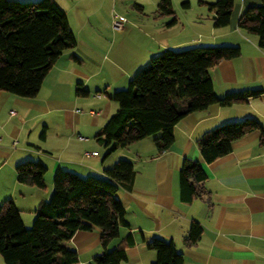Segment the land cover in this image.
<instances>
[{
  "label": "crops",
  "instance_id": "obj_1",
  "mask_svg": "<svg viewBox=\"0 0 264 264\" xmlns=\"http://www.w3.org/2000/svg\"><path fill=\"white\" fill-rule=\"evenodd\" d=\"M160 1L88 0L86 6L73 1L79 11L67 15L77 44L57 58L39 93L24 98L0 90V202L12 198L31 226L39 202L52 195L58 169L103 176L106 167L130 158L135 178L117 192L129 226H122L108 245L126 247L127 259L120 264H151L156 251L147 243L155 236L172 239L183 253V264H264L262 131L235 139L229 153L210 163L198 146L206 131L228 121L254 117L264 127V50L256 35L238 26L241 12L261 0H235L231 22L223 27L214 25L215 11L208 6L216 0H171V14L160 11ZM115 12L128 19L121 29L113 27ZM199 44L241 47L239 56L210 69L217 95L251 88H262V95L189 112L175 125L173 144L161 153L148 136L107 155L96 136L118 108L114 91L126 87L163 49ZM79 87L87 93H77ZM185 158L198 161L207 173L200 183L202 194L190 202L180 197L179 170ZM27 159L47 166L44 188L17 180L16 165ZM193 221L201 224L202 235L187 244ZM128 234L133 245L126 243ZM68 243L79 254L76 264H91L103 251L98 227L78 230Z\"/></svg>",
  "mask_w": 264,
  "mask_h": 264
},
{
  "label": "trees",
  "instance_id": "obj_2",
  "mask_svg": "<svg viewBox=\"0 0 264 264\" xmlns=\"http://www.w3.org/2000/svg\"><path fill=\"white\" fill-rule=\"evenodd\" d=\"M235 0H216L208 6L215 11L214 25L231 22ZM188 3L185 2V5ZM162 13H173L171 0H161ZM238 26L258 37L264 50V0L247 6ZM77 39L66 10L57 0H0V90L15 95L35 97L57 58L75 47ZM241 54L237 44L193 45L165 48L138 70L128 85L117 89L112 98L118 108L97 133L106 154L133 142L153 136L157 152L168 149L175 139V125L186 114L211 104L229 106L262 95V88L216 94L210 69L223 59ZM86 94L87 89L77 88ZM264 127L254 117L225 122L206 131L198 146L208 163L229 153L235 139ZM44 136V131H43ZM47 166L40 160L27 159L16 165L17 180L44 188ZM136 170L134 161L122 157L104 169V175H79L58 169L53 177V192L36 208L31 226L24 223L12 198L0 202V253L6 264H76L77 250L68 241L78 230L100 229L103 251L91 264H120L127 259L126 247L108 248L119 237L121 227L129 226L123 201L117 196L121 187H129ZM207 178L203 166L185 158L179 170L180 197L190 202L201 195L200 185ZM202 226L193 221L185 241L196 243ZM127 245L135 243L132 234ZM148 247L156 251L151 264H183V253L172 239L153 237Z\"/></svg>",
  "mask_w": 264,
  "mask_h": 264
},
{
  "label": "rangeland",
  "instance_id": "obj_3",
  "mask_svg": "<svg viewBox=\"0 0 264 264\" xmlns=\"http://www.w3.org/2000/svg\"><path fill=\"white\" fill-rule=\"evenodd\" d=\"M25 1H34V0H25ZM62 2H63V4H64V8L66 9V11H67V14H69V15H72V14H74V12H77V11H79L78 10V6H72V4H73V1H77V0H61ZM70 2V3H69ZM87 2H88V0H80V3L83 5V6H86L87 5ZM117 11V10H116ZM151 137V136H150ZM24 215H25V217H26V221H27V213H24ZM28 222V221H27ZM0 264H6L5 263V261H4V259H3V256L1 255V253H0Z\"/></svg>",
  "mask_w": 264,
  "mask_h": 264
},
{
  "label": "built area",
  "instance_id": "obj_4",
  "mask_svg": "<svg viewBox=\"0 0 264 264\" xmlns=\"http://www.w3.org/2000/svg\"><path fill=\"white\" fill-rule=\"evenodd\" d=\"M128 21L127 17L119 12H115L112 20L113 27L116 29H121L125 23ZM97 96H102V93H96ZM91 153H97V151H86V155H90Z\"/></svg>",
  "mask_w": 264,
  "mask_h": 264
}]
</instances>
